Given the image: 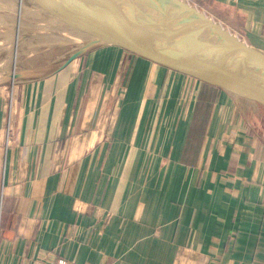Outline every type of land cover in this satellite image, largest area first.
Here are the masks:
<instances>
[{
    "label": "crops",
    "instance_id": "crops-1",
    "mask_svg": "<svg viewBox=\"0 0 264 264\" xmlns=\"http://www.w3.org/2000/svg\"><path fill=\"white\" fill-rule=\"evenodd\" d=\"M185 1L264 52V0ZM259 110L109 46L0 85V264H264Z\"/></svg>",
    "mask_w": 264,
    "mask_h": 264
},
{
    "label": "water",
    "instance_id": "water-1",
    "mask_svg": "<svg viewBox=\"0 0 264 264\" xmlns=\"http://www.w3.org/2000/svg\"><path fill=\"white\" fill-rule=\"evenodd\" d=\"M25 1L80 45L57 64L13 72L11 82L54 73L89 51L116 47L216 87L264 111V52L185 0ZM2 79H0V83Z\"/></svg>",
    "mask_w": 264,
    "mask_h": 264
},
{
    "label": "rangeland",
    "instance_id": "rangeland-1",
    "mask_svg": "<svg viewBox=\"0 0 264 264\" xmlns=\"http://www.w3.org/2000/svg\"><path fill=\"white\" fill-rule=\"evenodd\" d=\"M54 30L25 1L0 0V85L11 83L5 75L57 64L80 45ZM263 114L259 110L257 129L264 134Z\"/></svg>",
    "mask_w": 264,
    "mask_h": 264
},
{
    "label": "built area",
    "instance_id": "built-area-1",
    "mask_svg": "<svg viewBox=\"0 0 264 264\" xmlns=\"http://www.w3.org/2000/svg\"><path fill=\"white\" fill-rule=\"evenodd\" d=\"M30 264H69L67 260L62 257H54L53 259H44V258H36L33 261L31 260Z\"/></svg>",
    "mask_w": 264,
    "mask_h": 264
},
{
    "label": "trees",
    "instance_id": "trees-1",
    "mask_svg": "<svg viewBox=\"0 0 264 264\" xmlns=\"http://www.w3.org/2000/svg\"><path fill=\"white\" fill-rule=\"evenodd\" d=\"M139 59H142V58L139 57ZM142 60H145V59H142ZM145 61H147V60H145ZM147 62H149V61H147Z\"/></svg>",
    "mask_w": 264,
    "mask_h": 264
}]
</instances>
